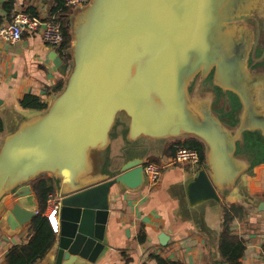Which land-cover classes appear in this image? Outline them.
I'll return each mask as SVG.
<instances>
[{
  "label": "water",
  "instance_id": "obj_1",
  "mask_svg": "<svg viewBox=\"0 0 264 264\" xmlns=\"http://www.w3.org/2000/svg\"><path fill=\"white\" fill-rule=\"evenodd\" d=\"M75 10L73 64L57 51L47 58L65 78L63 91L45 112L19 119L0 146V202L13 198L0 218L4 235H20L38 215L34 181L46 175L56 184L52 264L97 263L109 248L111 189L136 192L146 183L141 159L104 172L118 115L130 119L131 143H204L206 164L186 185L194 210L220 202L249 171L247 133L264 126L230 124L214 108L223 88L253 109L257 90L247 61L263 37L264 0H92ZM167 238L161 234L160 243Z\"/></svg>",
  "mask_w": 264,
  "mask_h": 264
},
{
  "label": "crops",
  "instance_id": "obj_2",
  "mask_svg": "<svg viewBox=\"0 0 264 264\" xmlns=\"http://www.w3.org/2000/svg\"><path fill=\"white\" fill-rule=\"evenodd\" d=\"M5 1L0 0V16L4 18L6 14L2 4ZM53 1L35 0L31 6L38 11L41 19H47ZM29 7L30 4L24 0H16L14 11L25 13ZM7 25L6 21L1 27ZM52 51L56 50L47 47L38 33H25L16 45L7 43L0 36V119L4 126L0 134V146L19 119L38 114L20 106L23 96H39L49 105L56 96L52 94L48 97V89L64 81V78L47 59ZM119 123L122 136L119 139L113 134L112 143L126 139L127 148L134 149L132 157L121 158L124 159L123 164L132 159L148 163L150 158H156L162 166L169 164L172 158L165 155V150L176 141L140 138L131 143L127 139L129 128H125L122 121ZM228 123L233 124L235 121ZM254 139L248 132L246 154L254 160L249 171L240 177L232 190L221 197L220 202H208L199 210L190 207L186 192V185L198 168L166 166L155 186L146 182L136 192L126 191L119 186L112 188L106 228L109 248L95 264H158L150 255L178 264H224L218 242L224 223V207L231 205L239 207L231 223V232L246 243L241 264H264V152L255 160L251 147ZM119 157L120 154L114 158ZM12 203L11 195L0 202V218L12 207ZM30 225L14 237H7L0 229V264H5V257L13 246L28 242ZM142 227L146 234L144 244L137 240ZM161 234L168 237L164 240L165 245L159 241ZM56 250L55 243L46 258L36 264H52Z\"/></svg>",
  "mask_w": 264,
  "mask_h": 264
},
{
  "label": "trees",
  "instance_id": "obj_3",
  "mask_svg": "<svg viewBox=\"0 0 264 264\" xmlns=\"http://www.w3.org/2000/svg\"><path fill=\"white\" fill-rule=\"evenodd\" d=\"M35 0H24L29 3L30 7L25 12L34 17L40 18L38 11L31 6ZM16 0H6L2 4V8L6 14V17L0 16V27L6 23L11 22L15 15L14 7ZM75 9L67 7L63 0H54L49 10L47 21H55L61 23L63 41L59 48L56 49L59 56L65 62L72 60L70 50L72 48V35H71V21L70 17ZM64 81L58 82L53 88L48 89V97L50 95H58L63 91ZM20 106L24 110L36 112L38 114L45 112L49 103L45 102L41 97L32 94H27L20 99ZM4 126L0 119V134L3 132ZM179 148H188L196 150L200 156V165L198 169H201L206 164V147L204 143L196 138H188L186 141H176L168 146L165 150V155L174 158ZM149 163L160 164L156 158H150ZM33 192L37 198L39 205V213L33 218L29 229V240L26 244L13 246L5 257V264H36L42 261L52 250L56 236L51 230V227L44 216L46 211L47 201L50 195L56 193V184L54 180L47 176H41L32 183ZM238 208L236 205L224 207V223L222 231L219 236V253L224 264H241L242 259L246 252L245 241L234 235L231 232V223L238 214ZM137 240L140 244H144L146 241V234L142 227L138 233ZM151 259L156 260L158 264H178L174 262H168L157 255H150Z\"/></svg>",
  "mask_w": 264,
  "mask_h": 264
},
{
  "label": "built area",
  "instance_id": "obj_4",
  "mask_svg": "<svg viewBox=\"0 0 264 264\" xmlns=\"http://www.w3.org/2000/svg\"><path fill=\"white\" fill-rule=\"evenodd\" d=\"M67 7L73 9L85 8L92 0H63ZM25 33L41 34L44 44L56 50L63 41L61 23L55 21H45L26 13H15L11 22L7 26L0 27V36L9 44H18ZM200 165V156L196 150L188 148H179L174 158L168 165H158L147 163L144 166L146 182L150 186H155L162 175L166 166H184L197 169ZM60 197L55 193L49 196L45 217L51 227V230L57 234L59 230V210ZM39 213V212H38Z\"/></svg>",
  "mask_w": 264,
  "mask_h": 264
},
{
  "label": "flooded vegetation",
  "instance_id": "obj_5",
  "mask_svg": "<svg viewBox=\"0 0 264 264\" xmlns=\"http://www.w3.org/2000/svg\"><path fill=\"white\" fill-rule=\"evenodd\" d=\"M253 23V22H252ZM263 26L262 23H259ZM247 68L251 73L252 85L256 88L255 102L253 109L246 107L244 99L230 91H225L223 88L218 89V102L214 108L221 114L223 121H261L264 122V30L263 37L256 39L252 45L249 59L247 61ZM253 87V88H254ZM193 87L190 88L192 90ZM122 121L125 128L130 127V119ZM256 129L255 139L251 143L254 150V157L257 160L261 153L264 152V126ZM129 131V130H128ZM189 138V137H185ZM257 155V156H256Z\"/></svg>",
  "mask_w": 264,
  "mask_h": 264
},
{
  "label": "rangeland",
  "instance_id": "obj_6",
  "mask_svg": "<svg viewBox=\"0 0 264 264\" xmlns=\"http://www.w3.org/2000/svg\"><path fill=\"white\" fill-rule=\"evenodd\" d=\"M76 13H77V11L74 10L73 11V14L70 17L71 27H72L73 17L76 15ZM69 63H70V65H72L73 64V60H70ZM117 121H128V120H126V118H125V116L123 114H120L117 117ZM121 132H122L121 131V125L119 123V125L117 126V128H115L113 134H115L116 136H119L118 138L120 139V136H122V133ZM182 139L176 140V141H186L188 138H186V139L185 138H182ZM127 144L128 143H127L126 139L125 140L122 139L120 141H114L112 143V145L110 147V150H109V157L107 158L106 165H105V168H104V172L105 173H110V174H116V173H118L121 165L124 162V159H121V158L128 159L129 157H132L133 156L132 154H134V153H132V152L134 151V149L127 148ZM125 147H126V149H124ZM136 150L139 151L138 149H136ZM119 154H120V157L118 159H115L114 157L117 158V156Z\"/></svg>",
  "mask_w": 264,
  "mask_h": 264
}]
</instances>
